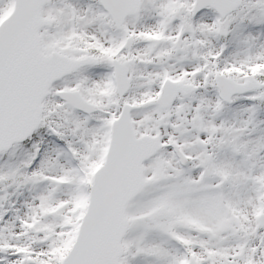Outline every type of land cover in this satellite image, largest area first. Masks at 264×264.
Here are the masks:
<instances>
[{"label": "snow or ice", "instance_id": "snow-or-ice-1", "mask_svg": "<svg viewBox=\"0 0 264 264\" xmlns=\"http://www.w3.org/2000/svg\"><path fill=\"white\" fill-rule=\"evenodd\" d=\"M0 264H264V0H0Z\"/></svg>", "mask_w": 264, "mask_h": 264}]
</instances>
